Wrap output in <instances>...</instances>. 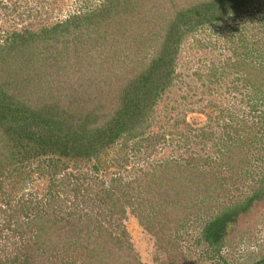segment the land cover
Listing matches in <instances>:
<instances>
[{
  "label": "rangeland",
  "instance_id": "rangeland-1",
  "mask_svg": "<svg viewBox=\"0 0 264 264\" xmlns=\"http://www.w3.org/2000/svg\"><path fill=\"white\" fill-rule=\"evenodd\" d=\"M214 2L0 0V46L14 41V34L32 33L29 50L23 52L34 56V62L47 51L44 29L111 4L113 11L100 24L101 35L104 26L111 46L104 49V58L97 60L93 51L91 57L104 66L94 69H108L109 76L103 77L115 85L132 79L134 71L148 64L171 31L169 25L178 15L181 19V40H174L173 85L157 99L143 136L127 144L118 142L105 152L100 177L87 171L74 174L57 158L41 157L23 171L14 167L15 173L7 171L0 179V205L10 204L19 211L9 234H4L10 240L0 243L1 264H10L14 256L25 257L30 264H55L59 259L63 264L70 257L77 261L74 264H264V1L228 7L222 12L225 17L210 6ZM201 5H209L218 20L190 31L188 10ZM103 18L100 14L95 20ZM142 20L147 23L139 24ZM110 21L116 25L112 30ZM65 36L73 47L76 36L71 32ZM65 36L58 46L68 41ZM142 58L144 65L137 62ZM91 62L86 58L83 67ZM71 78L75 80L61 72L45 75L50 84L46 88L44 81L41 94ZM251 196L253 201L244 203ZM28 201L33 204H23ZM240 202L244 204L229 210L233 222L225 232L224 246L219 252L209 248L205 226ZM65 207L76 212L73 218L81 229L75 235L62 222ZM38 212L45 215L37 221L44 229L34 228L26 219V213L35 217ZM3 215L0 208L3 220H10ZM57 226L63 229L52 234ZM47 230L51 234H45ZM11 232L21 238L15 241ZM39 232L42 238L35 235ZM53 236L63 240L55 243ZM70 237L92 240L83 251L85 258L65 256L63 251L77 247Z\"/></svg>",
  "mask_w": 264,
  "mask_h": 264
},
{
  "label": "trees",
  "instance_id": "trees-1",
  "mask_svg": "<svg viewBox=\"0 0 264 264\" xmlns=\"http://www.w3.org/2000/svg\"><path fill=\"white\" fill-rule=\"evenodd\" d=\"M252 1L215 0L210 6L218 9L219 14H221L228 7L240 8ZM103 7L106 8L103 9ZM208 7L209 5L205 8L201 5V8L193 7L188 10L189 16H191L189 22L193 26L190 31H193L194 27L218 20L212 15L213 12ZM129 10L127 9L126 12L133 13ZM112 11L111 4L109 6L104 4L98 11L73 17L71 21L55 25L51 30L44 29V38L46 41L48 40L44 51L46 48L47 51H45L44 57L37 62L33 61L34 56L26 55L23 52L29 50L27 46L28 44L30 46V40L34 36L32 33L26 31L14 34L13 38L15 39L11 41L13 44L0 46V179L10 171L14 173L18 169L23 171L29 163L33 164L35 159L41 157H50L53 160L57 158L58 163H61L66 169L71 168L74 174L87 171L91 175L100 177L104 173L103 167L106 163L104 155L105 152L109 153L110 147L121 141L127 144L145 134L147 119L153 114L157 99L168 87L173 85L174 60L177 53L174 43L177 39L181 40L178 24L181 19L178 15L176 23L169 25L171 31L166 35L161 45L156 48L157 52L151 61L144 65L143 62L141 64L143 58L137 60L141 65H144L141 66L140 71H134L132 79L127 78L128 80L115 85V82H107V78L103 77V75L109 76L107 75L108 69L105 71L94 69V66L104 67L97 60L104 58V49L111 46L108 37H106L108 31L106 33L104 26H101L103 28L101 35L100 24L106 20V17L109 18ZM100 14H103L104 18L97 22L95 18ZM195 15L197 16L196 21L193 20ZM220 16L225 17L226 13H222ZM144 23L147 22L142 20L139 24ZM115 26L113 21H110L111 30ZM70 32L76 36L73 47L66 44V42H70L65 35H69ZM25 34L29 35L28 38L24 36ZM62 34L68 41H64L63 46H58ZM18 39L21 43L18 42ZM52 41L55 43L52 44ZM142 43L145 44L143 41ZM89 45H94V47ZM104 45L107 47H103ZM51 49L52 51L48 55ZM72 49L74 56L71 54ZM92 51L97 60L91 57L93 56ZM89 57L92 58V62L87 64V67H83L85 66L84 60ZM60 72L72 74L75 76V80L71 78L68 81H58L47 95L41 94V91L45 89L44 81L46 88L50 84V81L45 80V75L54 73L60 75ZM96 73H99L100 76L95 77L94 74ZM121 144L125 146L123 143ZM16 166L19 168L14 171L13 168ZM87 176L84 178L87 179ZM81 177L76 176V179L79 180ZM1 188L2 184L0 183ZM73 190L76 193L79 192L78 188ZM100 191L104 192V189ZM109 195L113 194L110 193ZM253 197L251 196L244 203H251ZM77 199L73 198L74 201ZM108 202L107 200V204ZM244 203L240 202L231 208L230 206L225 208V211L205 226L204 240L209 248L219 252L224 246L222 240L227 235H225L227 228L233 222L229 210L237 209ZM23 204L30 206L33 203L28 201ZM0 208L1 212L5 214L3 216L10 218L9 221H6L0 216L2 222V225L0 224V243H5L6 239L8 243L10 239L4 234L7 236L11 220L18 215L19 211L13 210V207L6 203L0 205ZM64 210L67 212L62 218V222L66 223L72 231V235H75L78 233L77 228L81 229L79 222L73 218V214L76 216V212L70 207L68 209L65 207ZM44 216L41 212L36 213L35 217L26 213L29 224L36 229H44L42 225L37 223ZM67 217L70 218L67 219ZM77 218L82 219L81 216ZM58 229L63 228L57 226L55 230L53 229L52 234H56ZM11 234L15 241L21 236L20 233L11 232ZM45 234L51 233L47 230ZM35 235L37 238L43 237L40 232ZM53 237H55V243L58 240H63L57 236ZM82 241L88 243V246ZM74 243L77 244L76 249L71 251L67 248L69 253L63 251L66 253V257L73 254L75 259H79V256L85 258L82 256L83 251L93 244L92 240L89 242L80 239L74 240ZM78 247L80 251L76 254ZM54 252V257L58 260L59 250ZM91 256L94 254L91 253ZM71 258L63 264L77 262ZM10 264L30 263L25 257L22 260L14 256L11 257ZM55 264H61V259Z\"/></svg>",
  "mask_w": 264,
  "mask_h": 264
},
{
  "label": "clouds",
  "instance_id": "clouds-1",
  "mask_svg": "<svg viewBox=\"0 0 264 264\" xmlns=\"http://www.w3.org/2000/svg\"><path fill=\"white\" fill-rule=\"evenodd\" d=\"M101 8H102V7H101ZM97 10H99V9H97ZM92 12H94V11H92ZM92 12H91V13H92ZM88 14H89V13H88ZM84 15H86V14H84ZM81 16H82V15H81Z\"/></svg>",
  "mask_w": 264,
  "mask_h": 264
}]
</instances>
